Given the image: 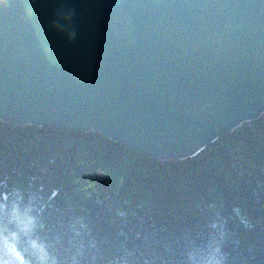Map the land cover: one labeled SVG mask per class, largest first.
Wrapping results in <instances>:
<instances>
[{"label": "water", "instance_id": "95a60500", "mask_svg": "<svg viewBox=\"0 0 264 264\" xmlns=\"http://www.w3.org/2000/svg\"><path fill=\"white\" fill-rule=\"evenodd\" d=\"M264 113V0H0V119L156 160Z\"/></svg>", "mask_w": 264, "mask_h": 264}, {"label": "trees", "instance_id": "16d2710c", "mask_svg": "<svg viewBox=\"0 0 264 264\" xmlns=\"http://www.w3.org/2000/svg\"><path fill=\"white\" fill-rule=\"evenodd\" d=\"M13 246L24 264H264V113L170 160L0 119V264Z\"/></svg>", "mask_w": 264, "mask_h": 264}, {"label": "clouds", "instance_id": "9594fccd", "mask_svg": "<svg viewBox=\"0 0 264 264\" xmlns=\"http://www.w3.org/2000/svg\"><path fill=\"white\" fill-rule=\"evenodd\" d=\"M32 246L33 248H38L41 252H43V249L35 242L32 241ZM12 251L14 253L15 259L18 261V264H24V258L23 256L19 253L18 250L15 249L13 246ZM43 259V256L41 257V260Z\"/></svg>", "mask_w": 264, "mask_h": 264}]
</instances>
